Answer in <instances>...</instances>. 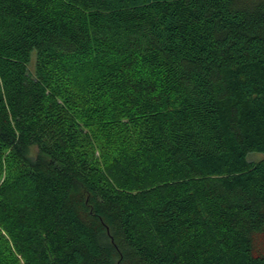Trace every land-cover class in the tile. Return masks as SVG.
<instances>
[{
    "label": "trees",
    "instance_id": "1",
    "mask_svg": "<svg viewBox=\"0 0 264 264\" xmlns=\"http://www.w3.org/2000/svg\"><path fill=\"white\" fill-rule=\"evenodd\" d=\"M252 153L264 0H0V264H264Z\"/></svg>",
    "mask_w": 264,
    "mask_h": 264
},
{
    "label": "rangeland",
    "instance_id": "2",
    "mask_svg": "<svg viewBox=\"0 0 264 264\" xmlns=\"http://www.w3.org/2000/svg\"><path fill=\"white\" fill-rule=\"evenodd\" d=\"M30 69H32V66L30 67ZM248 159L250 161H259L264 159V155L260 154V153H252L249 155Z\"/></svg>",
    "mask_w": 264,
    "mask_h": 264
}]
</instances>
